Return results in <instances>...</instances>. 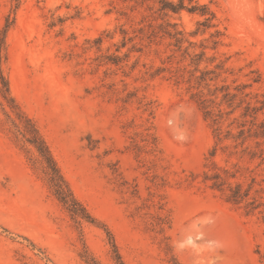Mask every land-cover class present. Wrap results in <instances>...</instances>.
Here are the masks:
<instances>
[{
    "label": "rangeland",
    "instance_id": "374dc122",
    "mask_svg": "<svg viewBox=\"0 0 264 264\" xmlns=\"http://www.w3.org/2000/svg\"><path fill=\"white\" fill-rule=\"evenodd\" d=\"M166 1L0 0V264H264V0Z\"/></svg>",
    "mask_w": 264,
    "mask_h": 264
},
{
    "label": "trees",
    "instance_id": "16d2710c",
    "mask_svg": "<svg viewBox=\"0 0 264 264\" xmlns=\"http://www.w3.org/2000/svg\"><path fill=\"white\" fill-rule=\"evenodd\" d=\"M160 1L163 4V8H168L173 12L179 11L180 9L184 8L182 2H180L179 4H172L166 0H160ZM197 9L198 7L193 5L188 10L195 11ZM201 14H206V11H204V7L201 8ZM0 80L2 81L4 87V89L1 90L2 97L10 104V102H12L13 99L9 95L8 82L2 75L1 71H0ZM206 112L207 114L209 113L208 110ZM16 116L17 119L22 124L19 133H22V136L25 138V140L30 145H32L36 149V151L44 158V161L47 165L48 182L52 188L53 195L64 206L66 211H68L71 216L79 217L80 219H84L89 222H94L95 220L94 217H92V215L88 212L85 206L81 202H79L77 198L73 195V192L68 182L64 178L62 172L60 171V168L57 165L56 160L52 155V152L47 142L43 138L35 122L31 118H29L23 111L19 110V108H18V112L16 113ZM217 139L219 141L221 140L219 134L217 135ZM216 150L217 147L215 145L209 152L210 156H214ZM212 178L214 179V181L211 184L212 187H216V188L220 187L224 182L219 174H215ZM243 196H245V193L241 194L240 185L236 184L235 187L231 189V193L230 196L228 197V200L232 202H237ZM106 232L110 240L112 258L114 264H125L118 252L113 236L110 234L109 231ZM87 259H89V261L86 262L87 264H101L98 261H96L93 257H89V255Z\"/></svg>",
    "mask_w": 264,
    "mask_h": 264
}]
</instances>
